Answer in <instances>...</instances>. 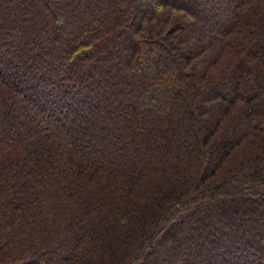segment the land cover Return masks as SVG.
Masks as SVG:
<instances>
[{
  "label": "trees",
  "instance_id": "trees-1",
  "mask_svg": "<svg viewBox=\"0 0 264 264\" xmlns=\"http://www.w3.org/2000/svg\"><path fill=\"white\" fill-rule=\"evenodd\" d=\"M148 1L0 0V264H264V0Z\"/></svg>",
  "mask_w": 264,
  "mask_h": 264
},
{
  "label": "rangeland",
  "instance_id": "rangeland-1",
  "mask_svg": "<svg viewBox=\"0 0 264 264\" xmlns=\"http://www.w3.org/2000/svg\"><path fill=\"white\" fill-rule=\"evenodd\" d=\"M146 1V3H145V5H149V3H151V2H149L148 0H145ZM151 1V0H150ZM86 3H88V2H86ZM144 5V6H145ZM86 6H88V4H86ZM89 8H90V6H89ZM32 12H34V10L33 9H30L29 8V11H28V13L30 14V13H32ZM82 16H78V18H81ZM83 18V17H82ZM203 23V22H202ZM199 25L201 24L200 22L198 23ZM9 45H10V43H8ZM9 45H7V46H9ZM27 52V51H26ZM22 59L24 58L25 60H26V57H25V55H23L22 57H21ZM130 77L129 78H126V79H123L124 80V82H126V84H129L128 82L130 81ZM137 81L138 82H136V84H139L140 86L143 84V83H145V82H142L143 81V79H137ZM122 84L123 83H121V82H117V83H111V89H115L118 85H121L122 86ZM23 86V85H22ZM130 86V85H129ZM119 87V86H118ZM226 90H228L227 88H225L224 90H221V91H219V93H224V92H226ZM109 95H111V97L112 96H114V95H116V93L113 91V90H110L109 91ZM100 99H102V100H104V103L106 104V106L108 105V100H107V97L105 96V97H100ZM99 99V100H100ZM99 100H97V97L96 98H94V102L95 103H97V102H99ZM110 106V104L108 105V107ZM89 109V108H88ZM237 209V208H236ZM241 209H237V212L239 211V212H241L240 211ZM245 211H247V210H251V207H247L246 209H244ZM233 212H235V210L233 211ZM230 217V216H229ZM205 230V229H204ZM207 230V229H206ZM194 231L195 232H197V230L196 229H194ZM208 231V230H207ZM206 232V231H205ZM233 236V234L232 235H230V238L229 239H227V241H230L231 240V237ZM211 236H210V234L208 233V234H206V238L208 239L207 241L208 242H210L211 241V238H210ZM234 241V240H233ZM214 247V246H213Z\"/></svg>",
  "mask_w": 264,
  "mask_h": 264
}]
</instances>
